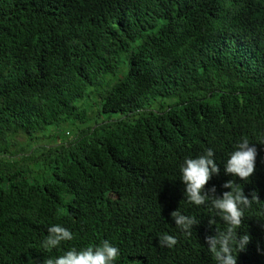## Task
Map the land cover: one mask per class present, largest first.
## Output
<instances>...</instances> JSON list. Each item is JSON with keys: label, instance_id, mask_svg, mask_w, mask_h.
<instances>
[{"label": "trees", "instance_id": "16d2710c", "mask_svg": "<svg viewBox=\"0 0 264 264\" xmlns=\"http://www.w3.org/2000/svg\"><path fill=\"white\" fill-rule=\"evenodd\" d=\"M242 138L258 143L246 182L224 172ZM261 144L264 0H0V264L104 240L117 264H214L206 237L224 225L184 202L180 180L208 148L220 173L205 191L235 179L259 201L237 264H264ZM178 209L200 219L190 235ZM54 224L74 238L45 251Z\"/></svg>", "mask_w": 264, "mask_h": 264}, {"label": "clouds", "instance_id": "9594fccd", "mask_svg": "<svg viewBox=\"0 0 264 264\" xmlns=\"http://www.w3.org/2000/svg\"><path fill=\"white\" fill-rule=\"evenodd\" d=\"M257 144L242 138L224 161L225 174L246 182L254 173L258 155ZM219 173L220 167L212 148H208L195 158H186L180 165V180L185 185L184 202L196 207H207L212 213L209 216L211 218L209 224L216 225L218 218L224 225L222 230L215 227V234L206 237L207 250L214 264H237V253L244 251L250 241L248 235L238 234L244 210L253 202L259 201L255 192L251 194L252 198L249 200L245 196L243 185L235 183V179L222 185L224 189H228L222 196L215 195L217 191L215 187L205 191V186L211 178ZM171 219L182 234L190 235L200 224L199 218L185 215L179 209L171 213ZM47 233L42 242L45 251L57 249L63 242L74 238L73 233L60 224L49 226ZM158 242L161 247L173 248L177 245L178 239L163 233L158 236ZM119 256L120 249L109 240H104L100 244L89 245L80 250L71 248L58 257L47 258L44 264H117Z\"/></svg>", "mask_w": 264, "mask_h": 264}, {"label": "rangeland", "instance_id": "374dc122", "mask_svg": "<svg viewBox=\"0 0 264 264\" xmlns=\"http://www.w3.org/2000/svg\"><path fill=\"white\" fill-rule=\"evenodd\" d=\"M79 127V126H78ZM67 129V128H66ZM69 137H71V136H69ZM17 140L20 142V144H22V145H25L26 144V142H27V138H26V136H20V137H17Z\"/></svg>", "mask_w": 264, "mask_h": 264}]
</instances>
